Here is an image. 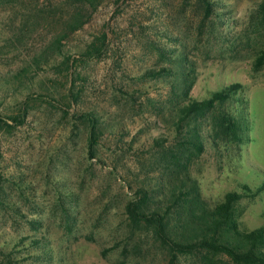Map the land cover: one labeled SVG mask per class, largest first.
<instances>
[{"label":"rangeland","instance_id":"1","mask_svg":"<svg viewBox=\"0 0 264 264\" xmlns=\"http://www.w3.org/2000/svg\"><path fill=\"white\" fill-rule=\"evenodd\" d=\"M64 1L0 0V43L26 28L14 48L20 56L0 55V79L54 33L64 31L60 44L72 56L71 86L54 63L29 67L13 96L0 88L3 113L31 95L24 124L0 132V264H167L152 226L127 217L128 202L162 215L181 241L210 233L202 209L227 193L239 195L232 212L238 231L264 227V0H207L208 11L201 0H103L73 32L63 28L72 9ZM102 33L104 53L79 58ZM147 69L166 71L141 76ZM181 72L192 80L189 100L240 87L219 108L237 120L238 142L212 145L216 112L182 126L175 140L171 115L181 94L171 84ZM79 111L94 113L102 128L91 158ZM187 129L199 136L200 150L181 142ZM157 138L166 142L156 146ZM233 236L223 238L234 244ZM176 259L234 264L204 252Z\"/></svg>","mask_w":264,"mask_h":264},{"label":"trees","instance_id":"2","mask_svg":"<svg viewBox=\"0 0 264 264\" xmlns=\"http://www.w3.org/2000/svg\"><path fill=\"white\" fill-rule=\"evenodd\" d=\"M103 0H65L66 6H71V12L68 14V19L64 21V27L68 28L67 32H73L79 28H82L86 24V20L91 12H94L101 4ZM204 4L205 10L208 11L207 0H201ZM8 4V3H7ZM6 5V4H5ZM30 12V11H29ZM28 12V14H29ZM17 28L13 33H9L4 37L0 43V55L10 53L9 58L15 59L20 54L17 52L15 46H19L24 38L26 28ZM62 33H54L46 39L45 47H43L38 53L34 55L25 66L18 67L13 71V74L8 77L0 79V88L10 90L11 95L17 92V88L24 80L26 70L31 67L33 70H40L41 65L52 66L57 63L54 69L63 71V78L67 80L71 77L70 70L68 69V63L72 58L68 51L63 50L61 42ZM64 37V36H63ZM62 37V38H63ZM88 43L81 53H78L79 58L94 59L100 57L104 53L105 35L102 33L100 37L93 38ZM6 53V54H7ZM59 57L60 61L56 58ZM59 62V63H58ZM53 64V65H52ZM68 66V67H67ZM60 70V73L62 72ZM164 69H147L141 76L155 78ZM177 84H171V89H179L180 102L174 108L172 118H174L173 126L177 139L182 126L187 127L189 122L196 118H203L207 113L216 112L211 118V143L216 146L218 143H224L228 140L239 141L237 138L238 122L230 114L219 110V108L239 90L237 84L224 87L223 89L212 93L208 98L202 100H189L186 98L187 92L192 85V80L189 79V75H184V72L177 73ZM69 80V79H68ZM70 86L72 78L69 80ZM72 89L69 87L66 89V93L69 96L70 103H75V98L72 97ZM30 93H25L23 99H21L17 105L15 112H1L0 111V132H8L24 124L27 118L26 102L30 98ZM49 101L55 102L53 99L48 98ZM56 103V102H55ZM60 105V104H59ZM63 107V106H62ZM81 119L85 120L88 124L86 129V143L88 147V155L91 158L92 150L97 145L99 137L102 132V128L98 123L96 115L89 111H79L78 115ZM187 137H181L182 143L185 145H192L196 150L201 149V143L199 136L192 129H187ZM179 136V135H178ZM166 141L162 138L154 140L156 146H162ZM246 190V188L244 189ZM145 197L142 194V202ZM239 198V195L235 193H227L223 200L216 204L213 208L205 211L202 209L200 215V223L205 226L206 231L210 230V233H201L193 235L192 237L185 238V240L173 239L168 233L167 222L163 216L156 211H147L144 213L139 210L137 202L131 204L128 202L125 205V213L130 220L136 222H144L150 224L154 231L156 240L165 248L168 252V263L173 264L179 255L186 254H200L204 252L205 255L210 253L211 255H225L234 264H264V252L261 251L264 244V227H259L251 231H238L236 223L233 219V206L235 201ZM200 204V203H199ZM192 218V216H191ZM191 224L195 225L194 218L190 219ZM232 234L235 238V243L231 244L223 238L224 235ZM197 236V237H196ZM226 237V236H225ZM177 262V261H176Z\"/></svg>","mask_w":264,"mask_h":264}]
</instances>
